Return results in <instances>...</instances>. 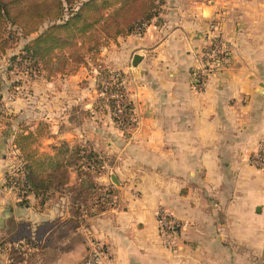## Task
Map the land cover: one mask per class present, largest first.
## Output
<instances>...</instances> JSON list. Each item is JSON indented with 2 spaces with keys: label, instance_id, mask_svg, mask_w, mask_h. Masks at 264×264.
<instances>
[{
  "label": "crops",
  "instance_id": "crops-1",
  "mask_svg": "<svg viewBox=\"0 0 264 264\" xmlns=\"http://www.w3.org/2000/svg\"><path fill=\"white\" fill-rule=\"evenodd\" d=\"M160 8L159 24L124 38L106 62L123 78L131 128L113 122L91 67L3 77L0 264H80L91 241L105 247L98 264H264V172L250 164L264 138V0ZM213 39L224 51L216 63L207 59ZM41 124L39 151L62 161L67 180L44 200H23L7 184L20 162L14 138ZM76 147L103 161L93 181L117 195L114 208L75 202L86 195L66 163ZM158 211L175 220L170 248Z\"/></svg>",
  "mask_w": 264,
  "mask_h": 264
},
{
  "label": "trees",
  "instance_id": "trees-1",
  "mask_svg": "<svg viewBox=\"0 0 264 264\" xmlns=\"http://www.w3.org/2000/svg\"><path fill=\"white\" fill-rule=\"evenodd\" d=\"M161 1L163 0H0V57L5 53L9 41L3 34L4 25L9 24V27L19 30L16 34L23 40L36 33L34 38L25 41L19 54L12 56L10 62L20 60L17 64H27L26 71H29V75L45 73L49 78L72 75L86 64V55L91 54L94 62L98 48L108 39L131 36L143 31L157 16L156 8ZM118 13L123 15L119 17ZM45 22L53 23L37 33ZM1 73L0 88L3 82ZM113 77H116L115 74L110 75L103 70L99 80L108 81L109 85L104 89L107 105L113 122L121 128L122 125H127L132 108L130 104H125V116L115 117L113 101L109 95L118 93L125 97V92L118 85L121 79L111 83L109 79ZM46 136L47 127L41 124L34 131L22 130L14 138V146L20 158L18 169L24 176L22 187L19 184H15V187L22 192L20 196L23 200L30 194L44 200L48 194L60 191L66 183L67 175L62 161H53L39 151V143ZM66 163L76 168L80 182L88 194L83 198L94 195L98 188L93 178L100 172L102 163L99 155L76 147L67 153ZM90 165L94 168L91 169ZM14 178V175L8 176L7 184L15 183ZM84 201L81 202L78 198L75 202Z\"/></svg>",
  "mask_w": 264,
  "mask_h": 264
},
{
  "label": "built area",
  "instance_id": "built-area-1",
  "mask_svg": "<svg viewBox=\"0 0 264 264\" xmlns=\"http://www.w3.org/2000/svg\"><path fill=\"white\" fill-rule=\"evenodd\" d=\"M141 33H142V30H140L137 34H141ZM212 41L213 42L211 44L210 51L208 52L207 59L210 60V62L216 63V62L223 60L224 51L221 48L220 44L215 41V39H213ZM109 74L113 75L112 72ZM199 74H200L199 80L200 82H203L204 81V78H203L204 71L203 73H199ZM115 76H116L115 78L113 77L111 79L112 80L121 79L120 75L115 74ZM122 82L123 81L121 79L118 85L122 87L123 89ZM104 83L102 86V90L99 91V96L107 99L104 89H106L109 84L108 83L104 84ZM109 98L113 101V110H114L113 112H114L115 117L117 118L124 117L125 116L124 106L125 104H129L126 98L118 93H111L109 95ZM130 111H131V115L130 117H128V123L127 125L121 126L122 130L131 128L135 126V124H137V120L133 116L132 109ZM250 164L255 169L264 172V138L259 142L256 151L252 153L250 157ZM102 166H103V161L99 168L100 170L102 169ZM90 167L91 169L94 168L92 165H90ZM14 177H15L14 178L15 183H12V187L16 188L15 184H19L22 187L24 176L22 172L19 171V169L15 171ZM117 202H118V197L115 193H113L111 190H108V189H103V190L100 189L95 194L94 203H92L91 208H92V211L94 210V212H97L98 210H107V209L114 208L117 205ZM80 208L82 212H85V213L87 212L85 207H80ZM156 222L158 225L159 232L165 241V245L169 248L172 247L173 231L176 225L174 218L164 211H158L156 214ZM105 255H106V251H105L104 245L100 243L99 241H91L89 254L84 260L81 261L80 264H98ZM10 263L11 262H9L8 264Z\"/></svg>",
  "mask_w": 264,
  "mask_h": 264
},
{
  "label": "rangeland",
  "instance_id": "rangeland-1",
  "mask_svg": "<svg viewBox=\"0 0 264 264\" xmlns=\"http://www.w3.org/2000/svg\"><path fill=\"white\" fill-rule=\"evenodd\" d=\"M165 0L161 1L158 3L157 5V16L152 19L150 22H149V25L151 23H157L159 24L158 22H160V18H159V14L161 12V6L164 4ZM123 15V13H118V16L121 17ZM50 23H53V22H45L41 27L40 29L37 31V33L43 31L46 29V27L50 24ZM148 26V25H147ZM144 30V29H143ZM19 33V30L16 29V28H13V27H9V24H5L4 25V37L6 39H8L9 41L7 42V47L5 49V53L0 57V72L1 73V76L4 77V79H6V77L8 76L10 81H16L18 80L19 77H22V76H25V75H29V71H26L27 70V64L25 63H21L20 64H17V61H20V60H17V61H14V62H10L9 59L14 56V55H18L19 54V51L21 50L23 44L25 43V41H29L30 39L34 38L36 36V33L32 34L31 36H28V39L26 40H23V39H20V37L17 35ZM3 37V35H2ZM128 36H125V37H121V36H118L116 37L115 39H108V41L103 44L102 46H100L98 48V52L96 54V58L93 62V59L91 58V54L89 55H86L85 57V65L81 66L80 68H84V67H88V68H93L95 69V74L97 76V84L99 86V89L102 90V86H103V83L105 82V80H102L100 82L99 80V77L104 69V71H112L111 69V65L107 64V59H110V57L112 56H116L115 53H113L114 50H117V45L119 46V44L121 43V41L126 38ZM106 63V64H105ZM101 66V68H100ZM7 70V71H6ZM98 70V71H97ZM6 72H9V74H6ZM22 72V73H21ZM114 72V71H113ZM25 74V75H23ZM27 75V76H28ZM43 76L46 77V74L45 73H42ZM124 77V80H127L125 76ZM108 80V79H107ZM111 80V83L115 82L117 79H114L112 80L111 78L109 79ZM123 80V78H122ZM107 82H105L104 84H107ZM98 89V90H99ZM105 100L104 104H108L107 103V100L105 98H103ZM86 192V189H85V192ZM88 195V194H87ZM94 197L95 195H91V197H86L85 199L84 198H81V201H84V203H92L91 201H93L94 203ZM89 199V200H86V199Z\"/></svg>",
  "mask_w": 264,
  "mask_h": 264
},
{
  "label": "water",
  "instance_id": "water-1",
  "mask_svg": "<svg viewBox=\"0 0 264 264\" xmlns=\"http://www.w3.org/2000/svg\"><path fill=\"white\" fill-rule=\"evenodd\" d=\"M140 60H141V57L139 55H134L132 59V66H136ZM262 88L264 89V86H262ZM262 94L264 95V91L262 92Z\"/></svg>",
  "mask_w": 264,
  "mask_h": 264
}]
</instances>
